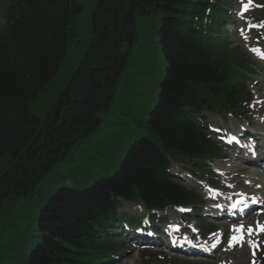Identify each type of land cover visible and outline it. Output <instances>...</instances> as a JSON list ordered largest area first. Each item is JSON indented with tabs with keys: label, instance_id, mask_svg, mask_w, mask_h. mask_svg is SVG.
<instances>
[{
	"label": "trees",
	"instance_id": "trees-1",
	"mask_svg": "<svg viewBox=\"0 0 264 264\" xmlns=\"http://www.w3.org/2000/svg\"><path fill=\"white\" fill-rule=\"evenodd\" d=\"M131 1L122 2L121 22L129 8L137 13L134 19L141 18V9L130 7ZM196 5L173 0L161 34L153 15L142 18L138 27L145 43L137 68H143L136 76L114 79V74H104L108 44L103 63L91 60V69L71 77L76 62L69 57L76 53L70 44L80 26L71 19L68 0L13 1L10 21L0 29V264H88L107 257L118 246L87 237L113 225L117 216L107 198L112 193L151 207L197 201L196 194L163 172L169 159L192 158L199 164L219 151L201 122L182 112L203 108L238 115L251 94L237 73L244 59L231 55L226 41H207L202 9L195 10ZM187 16L193 25L185 41L180 43L178 36L177 44L165 51L170 66L156 102L155 94L147 96L148 80L143 82L155 70L144 66L160 67L158 40L166 49L170 38L165 32ZM106 94L113 97L109 110L101 113L106 132L99 139L79 137L75 132ZM86 100V111L71 123L66 113ZM63 143L59 156L52 153ZM123 166L110 185L98 188L99 181L112 179ZM62 188L77 192L58 195ZM39 213L44 214L41 222Z\"/></svg>",
	"mask_w": 264,
	"mask_h": 264
},
{
	"label": "rangeland",
	"instance_id": "rangeland-1",
	"mask_svg": "<svg viewBox=\"0 0 264 264\" xmlns=\"http://www.w3.org/2000/svg\"><path fill=\"white\" fill-rule=\"evenodd\" d=\"M78 2H81L83 5H84V10H83V17L86 16V19L89 20V18L91 17V13L90 11L94 9L95 5H96V1L94 0H78ZM5 3H7V0H0V22L2 21L3 19V12H4V7H5ZM236 9H238L236 7ZM241 26V24H238V25H235L233 27L234 31L239 27ZM263 33V32H262ZM90 33H89V29H85L83 30V33H82V36L83 37H86L88 36ZM259 35V33H258ZM242 38L244 39L245 43H246V47L247 49L249 48V46L253 45V46H257V45H260V44H257L259 43L257 39H254L253 37H251L249 34H248V31H247V27H245L244 29V33L238 35L236 34L233 38V44L234 45H239L241 44L242 46V43H240V40L239 38ZM247 38V39H245ZM262 42H264V40L262 39ZM87 47V44L85 43L84 44V47L85 48ZM257 47H260V46H257ZM73 49H80L81 52H80V55H83L85 54V50L81 47H72ZM242 52L243 54H247L249 55L252 59V62H253V66L255 68V72L254 74L252 75V78H254V83H250V88L254 91L255 93V97L254 99L259 96V102H256L257 100H254V103H253V108H254V111H253V119L251 121V125L252 126V129L253 128H257L259 127L258 124H260V126L262 125L263 126V133H264V123H262L260 120L261 118L264 117V59H261L259 56H252L250 55L247 50H243L242 49ZM96 53V52H94ZM96 56V54H95ZM71 75V74H70ZM153 84H158L159 82L153 78ZM205 116H207V119H208V122H211L213 125H217L219 127H227V128H230V129H233V128H240L237 124H242V125H245V121L241 120V119H234L233 117L231 116H228L227 119H223L221 118L220 116H217L213 113H210V112H207V113H204ZM261 152V151H260ZM247 166V169L244 170L243 168H246ZM243 167V168H242ZM184 167L182 165H178L175 167V170L179 171V170H184L183 169ZM251 166H248L246 165L245 162H241V161H236L234 160V153L231 152L229 157L227 156L226 159H220V160H217L216 162H214V164L212 165V169L213 171H217V173H219L220 177V183H219V186H222L223 188H220L222 192L228 194V193H231V192H236L237 190H239V188H244L245 190L247 191H251L254 187H257V188H262L264 189V183L262 184V180L264 179L263 178V175L262 173L260 172H257V171H254V170H251L250 169ZM239 169V170H238ZM249 169V170H248ZM216 173V174H217ZM218 175V174H217ZM201 177H205L203 178V180H201L200 178H197L201 184L203 185L202 190H206V187H207V181L209 180V178H207L206 174L203 172L200 174ZM190 183H193L191 181V179L189 180ZM193 181H196L195 178H193ZM220 191V192H221ZM46 197L48 196V194L45 195ZM121 203H122V207L123 209H126L130 212H133V211H140V210H137L139 209L138 208V205L136 203H129V202H126V201H123V199H121ZM215 205V203H212ZM177 212V210H174L173 208H168L167 210H165L164 212H166V214L168 215V218H169V221L171 220V213L173 212ZM264 219V216L261 217L259 215V217L257 218V220L259 222H262L261 220ZM246 222V221H244ZM179 223V222H178ZM180 224V223H179ZM247 225L246 224V228H247ZM256 227V225L254 226V228ZM222 230L224 231V233H229V225L226 224L225 226L222 227ZM246 234V238H247V242L245 244L244 247H241L239 251H236L237 249H230V251H225V249H228L226 248L224 245L223 248H221L218 253L216 255H214L213 257L209 258V259H206L205 261L203 262H197L196 263H199V264H253V258L251 257L252 254H253V248L257 247L256 243L259 242L260 245L262 246L263 248V252H264V242L263 241H260L261 238H262V235L264 237V233H256L254 232L252 235H248L247 234V231L245 232ZM234 251L237 253L236 257L235 254H231V256H227L226 254L227 253H230L231 251ZM245 251V252H243ZM125 264H139V259H138V256L136 254V252H134V254L130 257H127L125 260H124Z\"/></svg>",
	"mask_w": 264,
	"mask_h": 264
},
{
	"label": "snow or ice",
	"instance_id": "snow-or-ice-1",
	"mask_svg": "<svg viewBox=\"0 0 264 264\" xmlns=\"http://www.w3.org/2000/svg\"><path fill=\"white\" fill-rule=\"evenodd\" d=\"M246 5H245V9H246ZM247 39V38H245ZM252 51H257L256 49H252ZM261 59H264V55H262L260 57ZM239 203H243V201H240ZM237 205L233 204V208H236ZM247 234L248 235H252L254 232L256 233H264V225H259V223L257 222V225L255 228H253L252 226H248L247 227ZM232 232L237 233L236 235H232L228 241H227V246L228 248H232L236 245H243V243L245 242V226L244 225H239L238 227H234L232 229ZM191 241H189L190 243ZM213 247H215V245H213ZM255 253H253L254 255Z\"/></svg>",
	"mask_w": 264,
	"mask_h": 264
},
{
	"label": "bare ground",
	"instance_id": "bare-ground-1",
	"mask_svg": "<svg viewBox=\"0 0 264 264\" xmlns=\"http://www.w3.org/2000/svg\"><path fill=\"white\" fill-rule=\"evenodd\" d=\"M253 217V218H252ZM251 218H252V220L250 219V221H251V223H254L255 221H256V216H252ZM243 252H245V251H243ZM236 255H237V253L235 254V256L234 257H236ZM229 256V255H228Z\"/></svg>",
	"mask_w": 264,
	"mask_h": 264
}]
</instances>
